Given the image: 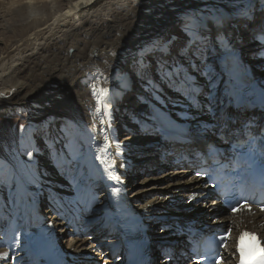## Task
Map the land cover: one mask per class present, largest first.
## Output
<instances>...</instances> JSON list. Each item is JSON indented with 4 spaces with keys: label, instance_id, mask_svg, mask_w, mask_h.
<instances>
[{
    "label": "bare ground",
    "instance_id": "1",
    "mask_svg": "<svg viewBox=\"0 0 264 264\" xmlns=\"http://www.w3.org/2000/svg\"><path fill=\"white\" fill-rule=\"evenodd\" d=\"M263 10L264 0H0V115L67 107L85 145V155L76 164L67 160L52 166L40 153L12 161L17 174L14 205L23 202L9 212L0 189V264H93L101 254L117 250L123 255L127 236L149 237L155 247L174 234L171 227L184 221L216 224L221 215L220 220L228 222L219 204L201 198L202 182L191 177L187 167L165 172L172 166L164 163L168 159L157 147L176 135L210 133L207 130L229 112L227 83L215 66L222 51L231 47L217 46L218 31L232 37L249 80L264 89V59H257L253 68L243 61L247 52L253 57L255 39L240 45L241 34L247 38ZM245 14L253 17L243 19ZM176 21L212 43L213 63L203 55L183 63V85L169 83L165 73L150 77L149 82L158 83L152 95L157 103L146 99L137 106L134 92L139 87H132L136 96L125 101L128 65L147 40L161 33L166 39ZM204 62L214 67L201 70ZM209 71L220 76L216 112L207 115L210 105L201 95L208 88L203 75ZM185 88L198 89L195 102L184 96ZM120 123L126 133L117 128ZM155 152L164 158L162 163ZM134 155L138 164L130 161ZM139 165L142 171L136 173ZM127 170L132 174L129 181L124 180ZM126 184L133 189L130 196ZM44 194L53 200H45ZM174 200L185 204L170 207ZM232 223L236 228L239 221ZM15 234L22 239L4 244L5 236ZM230 254L226 264L234 263Z\"/></svg>",
    "mask_w": 264,
    "mask_h": 264
},
{
    "label": "rangeland",
    "instance_id": "2",
    "mask_svg": "<svg viewBox=\"0 0 264 264\" xmlns=\"http://www.w3.org/2000/svg\"><path fill=\"white\" fill-rule=\"evenodd\" d=\"M259 13H264V10L260 11ZM251 15L252 14L249 15L245 14L243 19L247 20V18H250ZM252 17L253 16H251V18ZM255 20H256V26L253 27L250 30V32L248 31L249 34L247 38L246 37L244 38V35L241 34V39H243L242 41L243 44L240 43V45H244L246 43L251 42V40H253V37L257 32L264 31V22H263L264 16L262 15L261 18L256 17ZM2 36L3 35L0 34V41H3ZM169 37H172L176 41V44L173 45L174 51H173V63L170 65L171 69L175 67L178 69V72H181L183 70L180 68L183 63H192L199 60L196 58L193 61L189 56H185V57L176 56L175 49L180 48L184 45H187L188 48H192L193 45L195 47L201 48V54L199 55H203V58L206 57L205 60L208 59L206 61H212L213 63L212 43L210 45L209 40L202 39V33L196 29L194 30L193 28L188 26L185 22L176 21L172 25L171 30H169L167 33V38ZM238 37H240L239 32H238ZM205 40L208 41L207 47H201L200 41L202 42ZM3 45L4 43L0 42V50L3 47ZM188 48H186L185 51H187ZM259 58L260 57L256 56L255 53H253V57H252L251 54L247 52V55H244L243 61L245 63L247 61L249 66L253 68L255 62ZM207 66H211V68H213L214 64L208 65L207 62H204V64H201V70L206 69L205 67ZM126 71L131 79L129 80L130 83L129 90H127V92L124 95L125 101L126 100L132 101L131 94L135 95L136 93H138L141 95L138 96L137 94V98L134 101L137 106H141L146 99L148 100L153 99L156 102V100L154 99V97H152V95L157 91L158 83L157 81L149 82L148 79L150 77H157L160 73L164 74L168 71V69L165 68L163 71H159L154 63L151 66H148L147 64L138 65L135 59L134 62H131L128 65ZM191 71L193 70L190 69L189 72ZM210 72L211 71H209L206 77H204L203 75V78L205 79L208 78L209 84H208V88L205 91H203V94L201 95V99L206 100V103L210 105V107L208 108L210 110L209 112H207V115H210L212 112H216V109H214L216 107L214 106L216 105L215 89L219 81L216 78L220 76L219 74L216 75L214 72L211 73ZM137 74H141L142 77H140L139 79L137 77ZM185 75L186 73H182V75L180 76L185 78ZM195 75H197V73H195ZM197 78H201V77H197ZM132 87H139V92H134V90H132ZM183 94L185 97L189 99L188 101L195 102L196 96L198 95V91H194L193 88H191V90L190 88H185ZM23 96L24 95H22L21 97ZM130 119L131 117L129 118V120L127 119L128 123L129 121H131ZM53 120H55L54 122L56 123V125H53L55 124L53 123ZM133 125L134 128H137V126H139L138 124H133ZM214 125L215 124H213L212 127ZM117 128L122 133H126V131H124V126L121 125V123L118 124ZM141 137L142 135L140 134L136 135L137 139ZM123 138L124 137L122 136V134L118 136L119 141H121V139ZM84 146L85 145L82 144V133H80L79 126L73 120V115L67 107L56 108L54 106H51L47 109H41V110L27 109L26 111H18V112L11 111L7 115L4 116L0 115V189L2 190L3 195L6 197L8 201L7 209L9 210V212L12 213L15 208H19L20 205L22 206V202H23L22 200H20L18 202V206L14 205L16 199L13 197L14 194L13 184L17 183V174L12 163L14 159L17 160V158H20L23 159V161H25L27 160L28 157H31L33 154L38 155L40 153L42 155H45V158H47L50 161V164L52 166H56L57 164H63L67 160H70L72 164H76L85 155ZM155 154L157 153L155 152ZM136 160H137V155L132 156L130 159L132 164L134 163L138 164ZM149 160H152V163H155L154 159H148V161ZM160 163L162 162L160 161ZM146 165L150 166L149 163ZM139 167L140 165L136 166V170L134 169L136 173L137 172L141 173L142 167L141 169H139ZM165 172H174V169H172V167L171 168L167 167L165 169ZM189 175L191 176V173H189ZM131 176L132 174L130 173V170H127V172L125 173L124 180L129 181V179H131ZM144 187L145 186H143L142 188ZM130 189H132V187H130L129 184H126L125 191H127L128 196H130L132 192ZM43 197L47 201L53 200L52 199L53 197L50 194H46V195L44 194ZM183 204L185 203L175 202L174 200L171 202L170 207H173V205H177L176 208H178ZM186 204L193 205L195 204V200L192 203L189 204L186 203ZM83 226L84 225H82L81 227ZM59 229L60 227H57V230ZM150 230L153 229L149 228V231ZM15 236H17V234L13 236L11 235L5 236L3 239L4 244H6L7 242L9 243L18 242L22 239V235H20L18 236V238L13 240L12 237ZM68 241L69 239L67 237V241H65V243H68ZM156 252L157 251H155V253ZM157 262L159 263V260Z\"/></svg>",
    "mask_w": 264,
    "mask_h": 264
},
{
    "label": "snow or ice",
    "instance_id": "3",
    "mask_svg": "<svg viewBox=\"0 0 264 264\" xmlns=\"http://www.w3.org/2000/svg\"><path fill=\"white\" fill-rule=\"evenodd\" d=\"M221 26L222 25H219V27ZM215 39L217 46H222L224 48L231 47L233 50L235 49L232 37H230L225 32L218 31ZM253 39L256 41L255 55L264 59V31L257 32ZM207 42V40L201 42V47H207ZM174 44H176V41L172 37L165 39L162 33L150 38L145 43H143L138 50L140 55L136 58L137 64H147L148 66H151L154 63L159 71H163L165 68H167L168 71L165 73V77L168 79L169 83L174 84L179 81V83L183 85L186 82V79L181 77L179 72L173 73L172 69L170 68V65L173 63ZM186 48H188V46L184 45L175 49V55L180 57L189 56L191 60L194 61L201 52V48L195 47L194 45L192 48H188L187 51H185ZM193 90L198 91V89ZM194 175L199 178L200 173L197 172L194 173ZM246 237L250 238L251 240L257 239L254 234L249 232H244L240 235L239 243L236 248V252L239 256V264H264V248L257 246L258 254L253 253L252 255H247L244 246V240ZM224 239H226V237L221 238V242H223ZM224 246L226 247L227 245ZM225 259L226 257H221V260L215 262V264H223Z\"/></svg>",
    "mask_w": 264,
    "mask_h": 264
}]
</instances>
